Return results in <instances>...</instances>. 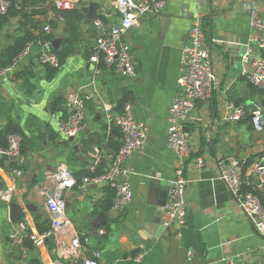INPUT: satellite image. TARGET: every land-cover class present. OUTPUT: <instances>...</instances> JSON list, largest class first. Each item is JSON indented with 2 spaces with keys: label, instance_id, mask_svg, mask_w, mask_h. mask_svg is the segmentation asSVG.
I'll return each mask as SVG.
<instances>
[{
  "label": "crops",
  "instance_id": "0c3cea01",
  "mask_svg": "<svg viewBox=\"0 0 264 264\" xmlns=\"http://www.w3.org/2000/svg\"><path fill=\"white\" fill-rule=\"evenodd\" d=\"M22 1L14 0L10 14L0 17V55L27 30L35 37L45 33V24L51 27L46 33L53 35V41L59 39L61 45L68 35L64 11L46 6V0L35 4L29 0L22 8ZM96 1L111 14L110 24L118 22L121 13L114 0ZM246 4L264 15V0H169L164 13L141 19L125 35L137 66L134 77L107 67L102 59L92 60L98 30L86 22L85 14L78 23L76 50L54 77H49L47 66L39 64L40 45L38 40L32 41L31 51L17 71L0 77V147L7 145L10 122L24 138L20 160H0V189L11 190L10 202L32 206V211L25 209V216L13 224L8 202L0 198V264H29L33 258L42 264H55L56 259H63L54 238L39 237V226L51 227L44 191L54 187L45 177L62 164L68 165L78 180L65 192L70 222L67 230L88 236L85 253L101 251V264H264V237L219 178L220 163L235 158L244 162L245 187L257 190L261 183L256 166L264 158V131L255 130L249 116L238 122L226 119L231 104L242 105L248 112L258 104L264 109V93L248 77L252 63L243 57L233 58L228 46L234 36L245 46L243 56L250 45L256 47ZM199 12L205 24L207 21L205 40L218 87L209 100L196 104L185 122L193 152L186 161L187 223L180 228L176 223H165V208L152 196L150 181L169 184L175 175L178 157L167 144L170 108L178 90L183 47ZM211 15L213 37L209 35ZM72 92L88 97V127L77 136L78 148L59 133L53 118V114H67V97ZM125 93L132 94L136 119L147 124V140L129 160L133 201L125 209L115 210L114 190L106 181L81 185V178L103 175L120 147L121 130L117 126L108 129L104 105L110 103L115 112L120 111L119 101ZM95 156L101 157L100 162L91 171L88 167ZM199 159L204 160L203 167L197 165ZM17 169L22 170L21 176H16ZM258 190L264 191V183ZM102 212L106 214L99 219ZM21 223L27 224L23 243L13 236ZM101 229L106 233L100 234ZM141 252L144 257L138 260Z\"/></svg>",
  "mask_w": 264,
  "mask_h": 264
},
{
  "label": "built area",
  "instance_id": "2783aa9c",
  "mask_svg": "<svg viewBox=\"0 0 264 264\" xmlns=\"http://www.w3.org/2000/svg\"><path fill=\"white\" fill-rule=\"evenodd\" d=\"M96 0H46V6L52 5L60 11H72L82 9ZM169 0H114L115 9L121 13V17L116 23H109L111 14L101 7L94 17L93 24L98 30L96 36V53L92 60L99 62L102 59L104 65L116 70L127 77L137 75V66L134 60L130 43L125 35L141 19L151 16L161 15L165 12ZM14 7V0H0V17L10 14ZM250 19V27L256 32V47L252 44L248 48L243 59L251 62L252 71L248 73L249 80L260 90L264 91V15L253 7L246 4ZM205 18L201 12L197 13L191 25L189 36L184 44L181 58V71L178 78V90L173 99L170 108V120L168 127L167 144L178 157V163L175 169V175L169 180V199L165 207V223H176L180 228L186 226L188 205L186 199V190L188 179L186 177V161L193 152L192 143L189 134L185 128V122L199 101L209 100L218 87L212 63L211 51L206 45V33L204 28ZM45 32H49L51 27L45 24ZM31 42L19 53L12 61L0 67V77L14 74L22 63L24 57L31 51ZM40 51L37 60L43 66H60V56L53 50V40L38 39ZM259 53L261 54H258ZM88 97L80 95L78 92H72L67 97L68 112L65 116L53 114L59 133L65 137L79 136L88 127L86 115V100ZM230 113L227 120L238 122L245 117H250L253 128L257 131H264V109L261 104L248 112L242 105H229ZM105 120L110 130L113 126L119 127L122 133V143L116 151L112 162L107 171L98 177L84 175L81 178V185L100 180L106 181L114 190L113 207L115 210H123L131 204L134 198L130 175L132 169L129 166V160L132 154L145 147L147 140V127L136 119L133 112V103L126 102L122 109L115 112L113 105L106 103L104 105ZM23 136L20 133L11 132L7 135V145L0 147V152L8 155L22 157ZM100 156H95L88 169L94 171L100 162ZM199 167L205 165L203 159L197 162ZM256 173L261 179L258 186H263L264 179V158L256 166ZM16 176L22 175V170H15ZM245 165L244 162L235 159H225L220 163L219 178L222 180L233 195L241 212L248 217L254 225L258 234L264 237V204L257 190L245 189ZM45 179L48 185L54 187V190L46 189L45 207L51 216V227L39 237L54 238L60 245L59 251L63 259L58 258L55 264H101L102 253L99 250H93L86 254L85 250L90 239L88 236L81 235L76 231L69 232L70 226L67 217V200L65 192L77 185L78 180L71 168L62 164L54 171L46 174ZM0 198L10 203L12 198L11 190L0 189ZM27 230V224L21 223L13 232L14 237H20L24 242V231ZM104 229L100 234H105ZM30 238L37 242L36 236ZM193 252L188 251L191 258ZM144 253L141 252L137 257L142 260ZM264 262V253L261 257ZM249 264V263H242Z\"/></svg>",
  "mask_w": 264,
  "mask_h": 264
},
{
  "label": "trees",
  "instance_id": "16d2710c",
  "mask_svg": "<svg viewBox=\"0 0 264 264\" xmlns=\"http://www.w3.org/2000/svg\"><path fill=\"white\" fill-rule=\"evenodd\" d=\"M30 1L33 4H35L36 2H41L45 0H30ZM30 1L23 0L22 8L23 6H26V4L29 3ZM18 12L20 11L17 10L15 13L17 14ZM63 14L65 15V18H66V32L68 35L62 40L59 48L55 49V52L58 53V55L60 56V66L54 67V66L47 65L50 78L54 77L57 74L60 67L66 62L67 57L75 52L76 44L79 42L80 30H79L78 23L83 19L84 13L82 12L81 9H74L72 11L64 12ZM2 17H5V16H2ZM206 24H207V21H206ZM206 24L204 22V26H206ZM52 38H53V35L47 34L46 32L41 34L38 37L37 36L35 37L30 30L29 31L27 30L23 35H20L19 37H17L15 41L13 42V44L9 45L4 50V52L0 55V67H4L8 65L12 61V59L16 57L19 53H21L27 47V45L31 43L32 41L38 40V39H42V40L51 39L52 40ZM260 92L264 93V91L262 90H260ZM131 98H132V94L125 93L122 99L119 101L120 107H123V105L126 102H129ZM7 132L8 134L11 132H16V133L21 134L20 129L12 122L8 124ZM22 154H23V147H22ZM0 160L3 161V159H0ZM87 175L93 177L90 174H87ZM245 189H249V188L245 187ZM257 193L261 197L262 202L264 204V191H258ZM49 229H50V226H46L45 228L39 226L40 233H45ZM29 264H42V263L40 262L39 259L33 258L29 261Z\"/></svg>",
  "mask_w": 264,
  "mask_h": 264
},
{
  "label": "water",
  "instance_id": "95a60500",
  "mask_svg": "<svg viewBox=\"0 0 264 264\" xmlns=\"http://www.w3.org/2000/svg\"><path fill=\"white\" fill-rule=\"evenodd\" d=\"M100 7H101V4L97 1H92L88 5L82 7V12L85 14L86 22L88 24L91 25L93 23L94 17L97 14ZM209 35H210V37H213V35H214L213 16L212 15L210 18ZM238 39H239L238 37L231 36L230 43H228V46L232 49L233 58L237 57L240 59L243 57L242 53L244 51L245 46L240 45ZM59 46H60L59 39H55L53 41V47H52L53 50L58 49ZM99 103H101V102L99 101ZM141 122H143V121H141ZM143 123L147 127V124L145 122H143ZM149 133H151V128H149ZM69 139H70V141L74 142L78 148V138L75 136H70ZM0 159L10 160V161H18L19 160V158L16 157L15 155L3 154L1 152H0ZM39 181L40 182L43 181V178H39ZM169 190H170L169 184L161 183L159 181V179H153L150 181V192L154 198H157V203L161 207L165 208L167 203H168ZM67 206H68V203H67ZM25 209L27 211H32V206L29 204L22 206L18 202V200L8 203V211H9L10 221L13 224L19 223L20 220L25 216ZM105 214L106 213H104V212L100 213L99 219L104 217Z\"/></svg>",
  "mask_w": 264,
  "mask_h": 264
}]
</instances>
